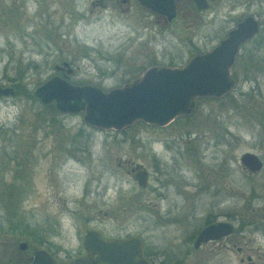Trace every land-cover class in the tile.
<instances>
[{"label": "rangeland", "instance_id": "374dc122", "mask_svg": "<svg viewBox=\"0 0 264 264\" xmlns=\"http://www.w3.org/2000/svg\"><path fill=\"white\" fill-rule=\"evenodd\" d=\"M101 1L106 5L0 0V83L14 89L0 96V264H23L35 248L67 262L83 254L81 238L89 228L107 237L136 236L161 264H237L233 250L186 248L207 215L264 217V63L256 65L257 92L250 90L254 81L236 75L228 94L196 98L188 113L161 127L133 122L125 129H101L88 126L77 112L57 113L62 133L51 132L36 111L46 118L55 111L25 93L56 75L54 62L68 61L72 83L105 90L151 63L190 55L191 46L178 44L179 36H190L177 26L180 20L171 24L174 38L159 32L152 41L159 28L132 0L126 14L120 10L126 4ZM201 21L193 32L199 49L211 45ZM156 48L155 56L147 51ZM79 128L87 143L66 158L65 134ZM246 150L263 158L255 174L238 159ZM131 164L149 172L145 188L131 176ZM20 241L26 243L21 250Z\"/></svg>", "mask_w": 264, "mask_h": 264}, {"label": "water", "instance_id": "95a60500", "mask_svg": "<svg viewBox=\"0 0 264 264\" xmlns=\"http://www.w3.org/2000/svg\"><path fill=\"white\" fill-rule=\"evenodd\" d=\"M176 1L139 0L150 11L168 18L173 15ZM194 2L198 8L203 5V0ZM255 30L256 23L246 19L231 31L229 38L207 51L191 55L182 65H149L134 79L105 90L52 75L34 87L33 93L43 103L53 102L58 111L81 112L82 120L96 128L118 130L135 120L163 126L178 114L188 113L196 96L219 95L230 88L229 64L237 43ZM52 68L66 76L73 72L64 59L54 62ZM13 93L11 85L0 84V94ZM238 158L249 171L261 166L259 157L252 151H243ZM146 176L145 168H138L132 174L140 186H145ZM231 229V223L226 220L211 221L197 230L193 244L227 234ZM81 243L92 257L77 256L66 264H148L139 253V238L136 236L104 237L89 228L84 231ZM25 245L24 241L18 243L20 248ZM28 264L57 263L47 250L35 248Z\"/></svg>", "mask_w": 264, "mask_h": 264}, {"label": "flooded vegetation", "instance_id": "af4514ba", "mask_svg": "<svg viewBox=\"0 0 264 264\" xmlns=\"http://www.w3.org/2000/svg\"><path fill=\"white\" fill-rule=\"evenodd\" d=\"M115 1L116 3L121 2V3L126 4L125 7L120 6L121 12H125L126 14L127 11L129 10L128 7L126 6L130 2V0H115ZM132 1L139 7L138 10L141 13H143V15L147 14L148 16H151L152 22L156 24L157 28H159V30L151 34L152 41L156 40V33H159V32L160 33L161 32L172 33L171 37H173L174 29L172 28L171 24L175 23L178 20H180L179 22H177V24H179L177 25L178 27H181L182 29L185 28L183 29L185 32L190 31L189 37L179 36L178 38V44L180 43L181 47L184 46L183 48L185 50L188 49V45L191 46L189 50L191 51L189 52L190 55H188L186 59L183 61L176 62L174 59H172L170 61H167L164 65H171V66L182 65L191 55L207 51L211 49L214 45L219 44L221 41L229 38L231 31H233V29L238 27V24L241 23L242 21H245L246 19H250V21L255 22L256 30L253 33H251L248 37L244 38L243 40L237 43L238 44L237 48L235 49L233 57H232V61L229 64V74L232 79V85L230 86V88H228L227 90H225L219 95H215V94L199 95V96H196L195 99L224 96L228 94V92L233 88L235 80L238 79L239 77L241 81H249V82L254 81L255 82L254 84L249 85L250 90L256 91V92L259 90L258 85L256 83L257 81L256 74L259 70L257 69L256 65H257V62L259 61L264 63V0H203V5L201 8H198L196 6L194 0H177L175 2L173 15L169 18L161 13L150 11L145 6H143L139 2V0H132ZM97 2L100 3L99 5H106L105 2L103 3L101 0H97ZM258 3L260 4L259 8L257 7ZM199 20H202L201 22H203V25H204L202 26L203 27L202 36L207 38L208 44H211L210 46L206 48H202V49L195 47L194 40H193L194 27L196 28L200 27L199 22H198ZM183 22H185L184 25H182ZM174 44H176V42ZM193 48H195L194 51H192ZM158 50L159 49L156 48L155 50L151 49L147 51H149V53L152 52V55L155 56ZM153 60L155 59H152V61ZM238 60H240L241 62L238 66L239 72L237 74L235 66ZM153 64L155 65L156 63H151L149 65H153ZM158 64H161V63H158ZM145 67H143V69ZM54 70L56 71L57 76L67 78V76L64 75L61 71L56 70V69ZM142 70H140V72H138L137 74L133 75L130 78H125V82L130 81L131 79H134L135 77H137L141 73ZM261 71L264 72V70H261ZM125 73L133 74V73L128 72V70H126ZM236 75H239V77L237 78ZM254 87L256 89H253ZM263 94H264V91H263ZM180 114H183V113H180ZM141 122L143 121L141 120ZM143 123L149 126L161 127L155 124H149L145 122ZM57 146L59 148V145ZM149 151L151 153V156L154 157L155 153L154 151H152L151 146H149ZM257 156L259 157L261 161V166L259 169L254 170V171L248 170V172L250 173H254V174L257 173L263 166V158H261L259 155ZM161 164H159V166L156 165V168L161 167ZM241 165L244 166L242 163ZM138 168H145V167L143 166L136 167L133 164L130 165L129 171L131 172V176L135 172V170ZM148 175H149V172L147 171L146 184L145 186H141L143 188L147 186ZM207 219H208L207 217L204 218V222L201 226L211 221L217 220L216 218H211L209 220ZM222 220H226L231 223L232 229L229 233L219 235L216 238L207 239L205 241H200L196 245H194L193 239L195 237L197 230L201 227L199 226L196 232L193 233L191 247L186 248V252L187 253L192 252L193 250L198 249L200 246H206V249L203 250L204 253H210L214 251L215 254H218L219 252L223 250H226V251L233 250L235 253L237 264H264V217H252L247 220V219L242 218L239 214V215H235L234 217L222 218ZM98 233L99 235H102L100 234V232ZM104 237H107V236H104ZM140 245L141 243L139 239V253L141 256H143L146 259L148 264H161L160 260L155 261L153 256L148 255V253L145 252L144 249L142 250L140 248ZM25 246L22 248L19 247L20 250L24 249ZM49 253L54 257V260L57 264H66L77 256L92 257V255L88 253L86 250H84L83 248V254L76 255L71 260L63 263V262L57 261L56 257L51 252ZM31 255L32 253L26 256L25 262L23 264H28L30 262ZM6 262H13L14 264H19L18 262H15L12 260H8Z\"/></svg>", "mask_w": 264, "mask_h": 264}, {"label": "trees", "instance_id": "16d2710c", "mask_svg": "<svg viewBox=\"0 0 264 264\" xmlns=\"http://www.w3.org/2000/svg\"><path fill=\"white\" fill-rule=\"evenodd\" d=\"M25 68H27V67L25 66ZM25 94H27L26 96L30 97L32 100H38L39 104H41L42 107L43 106L45 107V105H47V106H50V109H52V112L55 111L54 112L55 113L54 117H52L53 116L52 115V116H49L48 118L45 117V113L44 112L36 111V114L40 117V120H41L40 122L42 123V125H43L44 121L48 122V125L50 126V131L51 132L54 131L57 128V130L62 133V131L60 129V128H62L61 122L56 119V114L57 113H61V112H59L57 109H55V107L53 106V103H51V102H48V103L41 102L40 99L34 95L33 90L31 92H26ZM33 120L38 121L35 118H33ZM134 123H140L142 125H145L143 122H141V120H135ZM131 124H129V125H131ZM44 125L47 126L45 123H44ZM129 125L124 126L121 129H125V127H128ZM37 128H39V125H34V126L31 127V129H33V130H36ZM14 129H16V128L15 127H11L10 128L11 132H14ZM45 131H47V130H45ZM65 135L68 137V140L66 142V144H67V146H66V158L73 157L74 150L83 151L82 148H81V145L85 146V143H87V134L83 132L82 128H79L77 131H75L73 133H67ZM75 159L79 160L77 157ZM14 188H15L14 186L11 187L8 190V192H6V193H12L13 191L16 190ZM5 210L7 211L6 207H5ZM208 216L209 215H207V218H208L207 220L211 219V217H208ZM25 234L27 235V232H25Z\"/></svg>", "mask_w": 264, "mask_h": 264}]
</instances>
